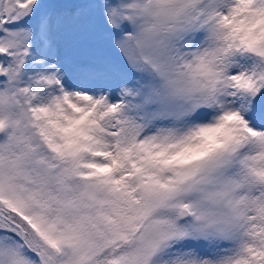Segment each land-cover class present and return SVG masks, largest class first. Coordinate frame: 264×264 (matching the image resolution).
<instances>
[{"label": "snow or ice", "instance_id": "snow-or-ice-1", "mask_svg": "<svg viewBox=\"0 0 264 264\" xmlns=\"http://www.w3.org/2000/svg\"><path fill=\"white\" fill-rule=\"evenodd\" d=\"M0 264H264V0L0 3Z\"/></svg>", "mask_w": 264, "mask_h": 264}, {"label": "rangeland", "instance_id": "rangeland-1", "mask_svg": "<svg viewBox=\"0 0 264 264\" xmlns=\"http://www.w3.org/2000/svg\"><path fill=\"white\" fill-rule=\"evenodd\" d=\"M5 0H0V3H3Z\"/></svg>", "mask_w": 264, "mask_h": 264}]
</instances>
